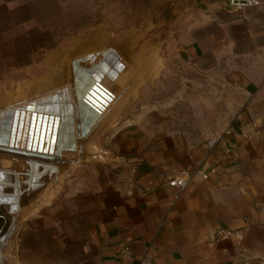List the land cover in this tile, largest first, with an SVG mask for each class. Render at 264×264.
<instances>
[{
  "label": "crops",
  "instance_id": "crops-1",
  "mask_svg": "<svg viewBox=\"0 0 264 264\" xmlns=\"http://www.w3.org/2000/svg\"><path fill=\"white\" fill-rule=\"evenodd\" d=\"M60 3L0 0V113L40 102L60 113L35 119L42 145L71 108L76 144L53 161L0 152V209L19 215L0 237L8 262L264 264V5L162 0L146 24L117 34L93 20L65 41L49 30ZM174 61L201 91L241 94L216 136L161 132L150 115L144 99ZM89 106L98 114L82 136L78 107L89 120ZM184 170L186 189L166 184ZM219 227L240 229L242 243L213 240Z\"/></svg>",
  "mask_w": 264,
  "mask_h": 264
},
{
  "label": "rangeland",
  "instance_id": "rangeland-1",
  "mask_svg": "<svg viewBox=\"0 0 264 264\" xmlns=\"http://www.w3.org/2000/svg\"><path fill=\"white\" fill-rule=\"evenodd\" d=\"M164 6L162 0H61L60 13L56 14L53 10L49 14V30L54 38L66 41L86 30L77 28V25L96 20L107 22L111 30L118 34L127 24H146L155 19L154 15ZM163 14L167 17L166 11ZM156 30L163 35L166 29L160 27ZM173 64L172 74L161 80L144 99L155 107L150 115L158 118L161 132L181 133L193 142L216 136L229 125L238 111L236 103L241 94L231 91L226 85H221L218 90L213 86L201 91L198 85L184 80L181 64L177 61ZM0 215L4 217L0 218L1 237L7 234L12 219H17L19 215L12 217L1 209ZM6 252V247L1 248L4 261L0 264H10Z\"/></svg>",
  "mask_w": 264,
  "mask_h": 264
},
{
  "label": "water",
  "instance_id": "water-1",
  "mask_svg": "<svg viewBox=\"0 0 264 264\" xmlns=\"http://www.w3.org/2000/svg\"><path fill=\"white\" fill-rule=\"evenodd\" d=\"M51 96L47 97L48 98L47 100H50L52 98ZM77 98L80 104L82 103L81 106L83 104L88 106L85 103V101H83L80 95H77ZM40 103L37 105H29V106L25 105V106L17 107L14 109H8L7 111L0 113V152L21 155V156L30 157V158H40V159H44L45 161H53L55 160V156L60 158L62 150H67V151L76 150L75 136L73 135V122L71 120V117H69L70 116L69 112L65 113L64 124H63L62 129H60L58 133V140L62 137H64L67 140L69 136L70 143L69 145L62 146L59 141L57 144V151H55V156L46 155L45 152L48 146L47 142H45V145H44V150H45L44 153H41L40 151L35 152V151L17 149V146L15 148H12L13 143L15 141H18L20 137H21V142L22 141L25 142V140H27L28 144H30L31 140H33L32 143L34 145L38 146V148L42 147L40 140L43 137V132H41V135H40L41 139L38 141L36 132H35V135H32V131H33L32 128H33L35 119L37 121L39 119H43L45 122V119L46 120L48 119L46 116L50 115L51 111H48V109H45L43 106H41ZM89 108L90 110H92L93 116L88 121H85V119L83 118L82 109L80 107L78 108L79 122H80V135L82 136H85L87 134L88 130L91 128V126L93 125L95 121V117H97V114H98L97 111L93 109L92 106H89ZM41 114H45V115L41 116ZM53 114L57 115V113L55 112H53ZM48 170L50 172V175H49V181H50L53 173L57 171V166L49 165ZM1 203L2 202H0V204ZM3 205L4 207L8 208L6 204H3ZM7 211L8 213L11 214L10 216L12 217L16 216L15 214L17 210L8 209ZM0 218H4V217L0 215ZM11 230L12 229L10 228L9 232H12Z\"/></svg>",
  "mask_w": 264,
  "mask_h": 264
},
{
  "label": "built area",
  "instance_id": "built-area-1",
  "mask_svg": "<svg viewBox=\"0 0 264 264\" xmlns=\"http://www.w3.org/2000/svg\"><path fill=\"white\" fill-rule=\"evenodd\" d=\"M230 7L240 11L246 7L261 6L264 5V0H224ZM202 178H207V174H202ZM192 175L188 170H184L180 175L169 179L166 184L171 187H176L179 191H183L187 188ZM178 195L175 196L177 198ZM212 239L215 241L220 240H233L235 244L240 245L243 240V232L240 229H228L219 227L212 235ZM264 262V258H263ZM138 264H151L148 259H142Z\"/></svg>",
  "mask_w": 264,
  "mask_h": 264
},
{
  "label": "bare ground",
  "instance_id": "bare-ground-1",
  "mask_svg": "<svg viewBox=\"0 0 264 264\" xmlns=\"http://www.w3.org/2000/svg\"><path fill=\"white\" fill-rule=\"evenodd\" d=\"M100 78H101V76H100ZM107 82V81H106ZM120 86V85H119ZM120 89V88H119ZM117 92V91H116ZM108 93H109V91H108ZM97 95V94H96ZM116 95V94H115ZM93 96V95H92ZM99 98V97H98ZM100 99H101V102H102V98L100 97ZM95 101V100H94ZM104 101V100H103ZM95 102H98L97 100L95 101ZM101 102H99L98 104L100 105V103ZM103 104V103H102ZM107 104V103H106ZM104 105V104H103ZM79 108V107H78ZM81 108V107H80ZM67 112H69V117H71V120H72V122H73V135L75 136V124H74V121H73V118H72V109L71 108H69L68 109V111ZM79 113V112H78ZM37 114V113H36ZM51 114H53V112L51 111ZM54 115V114H53ZM58 115H60V113H57V116ZM83 115V114H82ZM91 118V117H90ZM89 118V119H90ZM65 119V118H64ZM64 119L62 120V124H64ZM78 120H79V117H78ZM85 121H88V119L86 120L85 119ZM57 126V129L56 128H53V131L51 132V134H50V136H49V138H48V140L46 139V141L45 142H47L48 143V146H47V150H46V152H45V150H44V145H45V142L42 144V147L41 148H38V146H36V145H34L32 142H33V140H31V142H30V144H28V142H27V140H25V142H21V137H20V139L18 140V141H15L14 143H13V146H12V148H15L16 146H17V149H23V150H29V151H35V152H38V151H40L41 153H46V155H52V156H55V151H57V144H58V142L60 141V143H61V145H62V140L63 139H65L64 137H62V138H60L59 140H58V133H59V131H60V129H62L61 127H58V124L56 125ZM55 126V127H56ZM62 127H63V125H62ZM77 128H79V133H80V122H79V124L77 125ZM52 130V129H51ZM55 135V136H54ZM53 137H54V139H53ZM66 140V139H65ZM17 144V145H16ZM63 146V145H62ZM62 152V151H61ZM57 156H55V158H56ZM3 260V256H2V254H0V261H2ZM1 264H2V262H1Z\"/></svg>",
  "mask_w": 264,
  "mask_h": 264
}]
</instances>
